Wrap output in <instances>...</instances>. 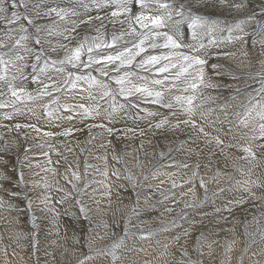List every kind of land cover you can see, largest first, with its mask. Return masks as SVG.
I'll return each instance as SVG.
<instances>
[{
    "label": "snow or ice",
    "instance_id": "snow-or-ice-1",
    "mask_svg": "<svg viewBox=\"0 0 264 264\" xmlns=\"http://www.w3.org/2000/svg\"><path fill=\"white\" fill-rule=\"evenodd\" d=\"M253 3L75 0L72 7H61L39 0L29 8L28 0H0V22L6 26L0 34V109H11L0 116V191L9 198L0 196V207L7 205L28 216L36 230L18 235H31L35 247L39 221L45 218L36 215L39 211L47 214L57 235L63 228L60 217L68 216L76 222L79 235L72 232L73 242L80 246L76 264H138L124 253L146 252V248L136 245L151 246L153 242L162 249L156 264H213L214 246H220L216 237L226 231L230 238L224 239L219 264H232V254L240 244L236 230L240 224V235L246 239L237 264H246V258L247 264H264V171H256L264 169V23L247 30L249 22L256 20ZM18 5L23 6L24 13L9 11ZM260 7L264 19V4ZM226 12L234 22L220 18ZM240 14L244 18H239ZM41 19L50 22L37 23ZM21 20L34 31L29 32L23 23L17 25ZM108 24L113 28L106 32ZM229 45L234 50L225 51ZM212 50H217V56L209 63ZM227 60L236 61L237 68L254 62L259 65L255 73H248L250 79L259 78L260 88L255 95L240 87L246 82L235 69L221 62ZM29 68L31 71H26ZM50 71L55 75H49ZM225 77L239 83H222ZM25 81L35 84V89L29 90ZM224 88L229 90L227 95L205 94L207 89ZM241 94L247 96V103H236ZM21 115L35 122L17 121L15 117ZM42 120L62 130L42 131L37 126ZM122 120H130L136 127L114 128ZM3 121L12 122L11 127ZM73 121L86 124L84 139L76 138L74 143V133L84 129ZM120 132L128 139L139 138V146L133 151L147 159L135 157L138 171L128 166L127 158L132 153L117 152L112 138L119 143ZM33 133L40 136L39 144L29 143L36 140ZM185 133L187 139H177ZM157 135L164 137L162 147L153 140ZM33 148L46 149L43 155L47 165L64 162L59 173L63 185L48 178L47 173L57 176L56 167L37 165L46 175L41 181H31L29 188L24 168L32 167L29 154ZM95 148L103 152L97 155ZM174 151H183L197 160L165 164ZM109 157L123 165V173L119 168H110ZM90 158L102 162V166L90 163ZM167 167L188 171H162ZM97 174L104 179H89ZM162 176L167 180L160 179ZM165 183L170 187H163ZM93 184L104 185L109 208L111 184L124 189L128 202L118 195L124 207L120 217L123 224L114 220L110 225L90 214L93 210L89 201L100 204ZM185 186L177 199L176 190ZM37 188L43 191L35 204L29 193ZM53 190L57 193L55 202ZM233 192L239 194L225 199L223 194ZM250 201L258 207L259 216L253 214L251 221L247 217L244 221H229L237 208L247 213L242 206ZM56 204L63 206L62 210ZM102 211L96 209L97 213ZM157 219L159 226L152 227ZM229 222L231 228L217 227ZM253 224L257 225L254 229ZM114 227L121 233L113 231ZM164 233L170 237L156 238ZM110 237H114L110 243H99ZM249 252L260 259L253 260Z\"/></svg>",
    "mask_w": 264,
    "mask_h": 264
},
{
    "label": "bare ground",
    "instance_id": "bare-ground-1",
    "mask_svg": "<svg viewBox=\"0 0 264 264\" xmlns=\"http://www.w3.org/2000/svg\"><path fill=\"white\" fill-rule=\"evenodd\" d=\"M38 2H39V0H28L29 8H31L34 4H36ZM46 3L50 4L52 6L59 5L61 7H72L75 4V0H46ZM262 4H264V0H254V3L252 5V7L256 8V20L255 21H250L249 24L253 23V22H257L258 23V22L264 21V19L261 18L262 12H261V7L260 6ZM12 10H15V11L20 12V13H24V11H25L23 6H19V5H18V7L16 9H10L9 11H12ZM222 17L229 18L231 20V22H234L233 17L228 15L227 12L223 16H221V18ZM239 18H244L243 14H240ZM48 22H50L49 19H41V20L37 21V23H42V24L43 23H48ZM19 23H23L25 25V27H28L29 28V32L34 31L31 28V26L27 25L26 21L21 20V21L17 22V25ZM105 23H107V21ZM17 25H12V27H17ZM119 27L120 26L117 24L116 28H119ZM246 27L251 29L252 26L251 27L250 26H246ZM5 28H6V26L3 24V22H0V31L5 29ZM112 28H113V26L111 24H108L106 32L111 31ZM90 34H95V33H90ZM51 39L53 40V43H55V38H51ZM45 47H47V45ZM60 54L61 55L63 54L62 51H61ZM221 62L230 65L233 69H235L236 72L240 68L243 67L242 66V67L237 68L236 67V61H232V60L221 61ZM258 68H259V65L257 64L255 66H252V65L251 66H245L244 70L240 69V71H242L241 75H242V77L244 79L243 81L246 82V84L243 83L244 86L241 87L242 89H244L245 92H248V93L249 92L250 93L254 92L255 88L253 87V82L255 80H257V79H258L257 81L259 82V78L255 79V80L250 79L248 77V73H250V72L251 73H255ZM29 70H30V68L27 69L26 71H29ZM11 74H12V70L9 71V76H11ZM48 74L52 75L54 73L50 71ZM93 74L94 75H98V73H93ZM29 79H31V77H29ZM17 83H19V81ZM27 83H28V81H25V84H27ZM35 87H36V85L32 84L31 87L29 88V90H34ZM258 89H259V87H258ZM81 102L87 103V101L86 102L81 101ZM17 106L20 107V105H17ZM151 106L152 105L141 104V107L152 108ZM10 111H11V109H10ZM15 119L17 121H22V122H35L34 118L32 119V121H29L26 115L17 116V117H15ZM11 123L12 122H10L8 124L9 127H11ZM56 123H59V122H56ZM72 123H76L78 127H81V128L84 129L83 132H75L74 133V137L72 138L73 139V143H74L76 138H79L81 140L84 139V137L86 135V124L85 125H80L77 121H73ZM139 123H140L141 127L145 126L144 122H139ZM37 126L40 127L42 129V131H53L54 133L55 132H59V131L62 130V128H57L55 126H49L43 120L40 123H38ZM63 126L67 127L68 124L65 123ZM125 127H136V125L133 124V122L130 121V120H122V121L117 122L114 125V128H116V129H123ZM11 135L15 136V133H12ZM33 135H36V140L35 141H29V143L30 144H33V143L37 144V140H40V136L38 134H36V133H33ZM156 137H162V139H164V137L161 136V135H157ZM178 137L179 138L182 137V140H184V139H187V134L186 133L185 134H180V135H178ZM56 139L57 140H63L64 138L63 137H57ZM153 140H154V142H156L155 137L153 138ZM200 143L202 145L203 141H200ZM57 147L59 148V145H57ZM126 147L129 148V145L126 146ZM233 151H235V150H233ZM43 152H44V149L33 148L32 152L29 154L30 157H31L30 163H31L32 167H30V168L29 167H25L24 168V171H25V174H26V178L29 180V188H31V186H32L31 185V181H41V178L46 175V173L44 171H42V167H39L42 172L33 174L34 171L36 170L35 164L43 166V167H55L54 166L55 163L53 165H47L46 164V159H45L44 156H42ZM94 152L97 155H99L100 153L103 152V150L99 149V148H95ZM76 154L79 155V150L78 149L76 150ZM237 154H239V153H237ZM68 155H69L70 159L73 158L72 154H68ZM173 155L174 156H171L169 159H166L164 161V163L165 164H176V163H179L181 161L177 157H180V156L183 155L182 158H184L185 157L184 155H186V154L183 151H174ZM55 157H52L53 161H55L57 159V157L56 158ZM187 157L190 159V160L189 159H187V160L191 161L192 163H194L197 160V157H195V156L189 157V156L186 155L185 158H187ZM21 159H23L22 156H21ZM132 159H133V157H132ZM200 159H203V156H201ZM82 160H83V157L81 156V161ZM145 160H146V158H145ZM89 162L94 164L96 162V160L90 158ZM97 162L98 163H96V164H101V166H102V162H99V161H97ZM27 163H29V162L25 161V164H27ZM108 163H109L110 168L111 167L119 168L121 170V172L123 173L124 167H123L122 164L112 161L110 157H109ZM58 166H59L57 168L58 169V173H57L56 177H53L51 175V173H47V175H48L49 180L52 183H55L56 180H59L60 184L63 185L64 181L60 178L59 173L62 172L63 169H64V162L61 160L60 163L58 164ZM128 166L131 167L133 169V171H138L135 168V163H133V160H131V159H130V162L128 163ZM177 170L178 169L175 168V167H167V168L162 169V171H165V172H176ZM256 171L260 172V171H264V169L256 170ZM90 172H91V170H90ZM97 178H98V174L95 175V176H91V175L89 176V179L97 180ZM101 178H102V180L104 179L103 177H101ZM111 179L114 180L115 178L113 177ZM160 179L167 180V177H163L162 176V177H160ZM158 182L159 181H155V183H158ZM106 183H111V181H106ZM121 183H126V182L121 181ZM113 185H114V188H117V190H116L117 199H118V195L120 197H126V193H125L124 190H122V191H124L125 195H122V192L119 190L118 185L117 184H111L112 188H113ZM163 187H165V188L170 187V184L165 183L163 185ZM209 187H212V185H209ZM186 188L187 187H185V189H183V190H186ZM102 190H105V188L102 189ZM42 191H43L42 188H37L35 191H32V192L29 193V195L32 196L35 199V204L39 203V194ZM176 191H177V199H179L180 189H177ZM112 192H113V190H112ZM95 194H97V193H95ZM238 194L239 193L233 192V193H225L223 195L225 196V199H227L228 197H230L232 195H238ZM51 195L53 197V202H55V200L57 198V193L53 190ZM0 196H4L5 200L9 199L7 197V195L3 191H0ZM103 198H104L103 200H100V204L99 205H96L93 202L90 204V206H91V208L93 210L92 213H90V214L94 215V216H97L98 218H102L104 220H107L110 225L113 223L114 220L119 221L121 224H123L124 221L120 220V217H121V215L123 214V211H124L123 204H121L120 202H118V203L111 202V208H109V202L106 200L105 196ZM111 198H114V196L111 197ZM127 202L128 201L126 199L124 201V203H127ZM218 203H223V201L218 200ZM256 203L258 204V202H256ZM252 204H253V202L250 201L248 205L242 206L243 208L248 209L247 213H245V211H243L241 208H237L236 211L229 217V221H231L233 219H239L241 221H244L245 217H247L248 221H251L253 214L259 216L258 207H253ZM21 207H23V205H21ZM34 207H35V205H34ZM56 207L60 208L62 210L61 207H59L57 205H56ZM97 208H99V209H101L103 211L100 212V213H97L96 212ZM36 215L45 217L44 220L49 221V219L47 218V214H45V213H41L39 211H36ZM166 215L171 216V215H174V214H166ZM225 215H228V214L225 213ZM17 217H18V222H17V219H16ZM41 220H43V219H41ZM41 220L39 221L40 225H41ZM44 220H43L42 229L40 227V229L37 231V234H36V237H35L37 243L35 244V247H33V238H32L31 235H28V236L18 235V233H30L32 231H36V230L32 229V226H31V223L29 221L28 216H26L24 214L17 213L15 211L9 209L7 207V205H5L3 207H0V264H76L77 258L80 255V251H79L80 246L76 245L73 242V239H72L73 230H75L77 232V234L79 235V229L75 228L76 222L73 221V219L71 217H68V216L60 217V220L62 222L63 228L60 231V234L57 235L56 230L55 229H51L52 228L51 226H50L51 228H49V225L47 223H45ZM135 223H136V220L134 219L133 220V225ZM158 226H159V221L157 219V222L152 224V227H158ZM130 227H132V226H130ZM144 227L146 228L147 225H145ZM217 227H222L224 229H227V228H231L232 224H231V222L223 223V224H221V225H219ZM256 227H257V225H255V224L252 225V229H254ZM132 230L135 231L136 230L135 227H132ZM236 230H237V234L240 236V244H238L236 246V248H235V250H234V252L232 254L233 255L232 264H237V257L240 255V248L243 247V242L246 239L245 237L240 235L242 233V231H243L242 226L240 224L236 225ZM113 231H116L118 234L121 233V229L120 228H115L114 227ZM165 237H170V234H168V233L160 234L156 238L164 240ZM226 237L230 238V234L227 233L226 231H221L219 233V236L216 237V239L220 240V246H214L216 251L213 254V256L215 258L213 260V264H219L220 254L223 252L222 245H223L224 239ZM112 239H114V237H110L109 239H106V240L101 241L99 243L100 244H107V243H110ZM129 243H131V241ZM136 246L137 247H144V248L147 249V251L146 252H141V253L125 252L124 255L126 257H128L129 261L135 260V261L138 262V264H144V261L148 260V261H151V264H156V257L158 256L159 252L162 250L161 248L157 247L154 242L152 243L151 246H149L147 244H143V245L137 244ZM253 247L256 248V246H253ZM73 253H75V255ZM248 255L251 256V258L253 260H259L260 259V257L258 255L252 256L251 252H249ZM246 264H247V258H246Z\"/></svg>",
    "mask_w": 264,
    "mask_h": 264
},
{
    "label": "rangeland",
    "instance_id": "rangeland-1",
    "mask_svg": "<svg viewBox=\"0 0 264 264\" xmlns=\"http://www.w3.org/2000/svg\"><path fill=\"white\" fill-rule=\"evenodd\" d=\"M221 18V17H220ZM221 19H227L228 20V22L229 23H231V20L229 19V18H225V17H222ZM256 23L257 22H253V23H250V24H248L247 26H252L251 27V29L250 28H247V30H249V31H252V30H254V28H255V25H256ZM258 23H264V21H262V22H258ZM117 26V25H116ZM5 31V29H3V30H1L0 31V34H2L3 32ZM15 35V34H14ZM36 49H37V51H39L40 50V48H39V46H37L36 47ZM225 51H228V50H234L233 48H232V46L231 45H229V46H227V47H225V49H224ZM213 51V54H212V56L213 57H211V59L209 60V63H213V62H215L214 60L216 59V56H217V50H212ZM33 62H35V61H30V63H33ZM255 65H257L255 62H254V64H252V66H255ZM244 67L245 66H243L242 68H240V69H243L244 70ZM240 69L236 72V74L238 75V76H240L242 79L241 80H244L243 79V77H242V75H241V73H242V71H240ZM11 70V69H10ZM31 71V69L29 70V72ZM54 73V72H53ZM209 74H212L211 73V70L209 69ZM240 74V75H239ZM52 75H55V73L54 74H52ZM215 79H219V78H216V77H214V80ZM258 80V79H257ZM257 80H255L254 82H253V87L255 88V90H254V92L252 93L253 95H255L256 94V90H258V87L260 88V83L257 81ZM226 82V83H228V84H233V83H239V81H232L230 78H228V77H225V78H223L222 80H221V82L223 83V82ZM18 82V81H17ZM243 83H241L240 84V87H243L244 86V84L242 85ZM31 85H32V83H27L26 84V86H27V88L29 89L30 87H31ZM205 94H208V93H210L211 95H227L228 94V92H229V90L227 89V88H224V89H221V90H219V91H216V90H212V89H207V90H205ZM208 92V93H207ZM250 93V92H249ZM77 99H79V97H77ZM246 100V101H245ZM84 102H86V101H84ZM241 102H243V103H247V96L246 95H240L239 96V98H238V100H237V104H240ZM152 108H153V106H151ZM3 110V111H2ZM237 110L238 111H242V109H240V108H237ZM5 111H10V109H0V116H2V114H3V112H5ZM162 112H164L165 114H167V110H161ZM20 122H22V121H20ZM3 123H6V124H9L10 122L9 121H3ZM124 129V128H123ZM206 131H211L210 129H206ZM119 134V138H120V142L119 143H117L116 142V138L115 137H113L112 139H113V143L116 145V149H117V152L119 153V152H121V151H123V150H127L129 153H132V155L131 156H129L127 159H128V163L130 162V159L131 160H133V163H135L136 164V159H135V157H137V156H139V158L140 159H144L145 160V158H144V156H143V154L142 153H137V152H134L133 151V148H138V145H139V138H137V139H128V138H126V137H124V136H122L123 135V133L122 132H120V133H118ZM124 137V138H123ZM155 139H156V144H159L161 147L163 146V144H164V139H162V137H155ZM177 139L178 140H182V137L181 138H179V137H177ZM122 140V141H121ZM161 141V142H160ZM41 141L40 140H37V144H39ZM138 142V143H137ZM127 144V145H126ZM135 144V145H134ZM119 145V146H118ZM124 145V146H123ZM129 145V148L128 147H126V146H128ZM125 147V148H124ZM149 146H147L146 145V148H148ZM130 149V150H129ZM132 149V150H131ZM44 151H46V149H44ZM174 154V152L171 154V156H174L173 155ZM42 156H44L43 154H42ZM185 157H186V155H184ZM45 157V156H44ZM52 157H55V155L53 154V156ZM132 157H133V159H132ZM183 157V155L182 156H180V157H177L181 162H183V161H185V160H187V159H189L188 157L187 158H182ZM56 158V157H55ZM181 158V159H180ZM45 159H46V157H45ZM147 159V158H146ZM185 159V160H184ZM190 160V159H189ZM189 160H187L189 163H192L191 161H189ZM96 163H98L97 161L94 163V164H96ZM56 168H58L59 166H58V164H55L54 165ZM35 168H36V170L34 171V173L33 174H35V173H39V172H42L41 171V169L39 168V167H37V165L35 164ZM179 171H181L180 169H178ZM177 170V171H178ZM256 170H262V168H257ZM182 171H188L187 169H183ZM32 174V175H33ZM209 175H211V173L209 172L208 173ZM184 179H186V177H184ZM99 180H102V178H101V176H99L98 175V178H97V181H99ZM154 183H155V181H153ZM181 183H182V180H181ZM96 185V186H95ZM93 184L92 185V188H95L97 191L95 192V193H97V194H95L94 193V195H95V198L98 200H103L104 198V195H102L104 192L103 191H105V190H102V189H104V185H102V184ZM97 187V188H96ZM185 187H188V186H185ZM92 188H90L89 189V191L91 192L92 191ZM99 189V190H98ZM112 190H113V192H112V194H111V197H113L114 196V198H111V202H116V203H118V202H120L118 199H117V192H116V190H117V188H114V185H113V188H112ZM119 190L122 192V195H125V193H124V191H122V190H124V189H121V188H119ZM183 189H180V191H182ZM101 192V193H100ZM103 192V193H102ZM100 195V196H99ZM127 195V194H126ZM105 198H106V200L109 202V198L108 197H106L105 196ZM123 198H125L124 199V201L126 200V197H123ZM154 199H155V197H154ZM92 203V201L90 200L89 201V204H91ZM217 203H218V201H217ZM57 206H59V207H61V208H63V206H61V205H59V204H56ZM44 220V219H43ZM43 220H41V229H42V226H43ZM44 222L45 223H47L48 225H49V228H51V229H55L54 228V226L49 222V221H47V220H44ZM86 223V222H85ZM124 223V222H123ZM51 226V227H50ZM112 230H114V228L112 229Z\"/></svg>",
    "mask_w": 264,
    "mask_h": 264
}]
</instances>
